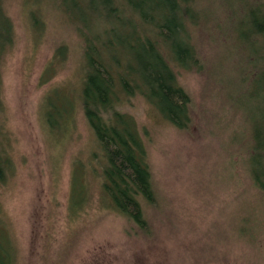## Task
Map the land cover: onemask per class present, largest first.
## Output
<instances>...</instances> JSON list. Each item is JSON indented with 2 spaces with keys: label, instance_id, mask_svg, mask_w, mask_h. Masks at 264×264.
I'll return each instance as SVG.
<instances>
[{
  "label": "rangeland",
  "instance_id": "374dc122",
  "mask_svg": "<svg viewBox=\"0 0 264 264\" xmlns=\"http://www.w3.org/2000/svg\"><path fill=\"white\" fill-rule=\"evenodd\" d=\"M236 2L195 4L209 10L192 27L203 67L179 77L193 101L188 128L140 92L117 87L161 197L147 206L150 232L142 233L102 190L103 153L83 107L78 24L56 0H2L13 36L0 57V235L17 264H264V192L246 167L264 46L235 40L243 18Z\"/></svg>",
  "mask_w": 264,
  "mask_h": 264
},
{
  "label": "trees",
  "instance_id": "16d2710c",
  "mask_svg": "<svg viewBox=\"0 0 264 264\" xmlns=\"http://www.w3.org/2000/svg\"><path fill=\"white\" fill-rule=\"evenodd\" d=\"M56 1L75 20L85 39L83 107L103 153V193L127 217L132 230L150 232L147 206L159 204L160 192L137 125L129 112L118 108L117 87L126 95L140 92L168 121L188 128L193 101L179 77L185 69L203 67L192 27L208 8L195 6L198 0ZM236 6L243 18L236 31L240 41L235 40L246 44L251 39L253 46H264V0H237ZM12 36L13 21L0 0V57ZM259 56L264 60V51ZM122 65L125 74L120 73ZM255 67L253 99L257 106L253 108L246 167L252 185L264 192V62ZM5 167L0 146V180ZM76 175L72 201L79 203L84 188L76 186ZM17 261L16 250L0 235V264Z\"/></svg>",
  "mask_w": 264,
  "mask_h": 264
}]
</instances>
